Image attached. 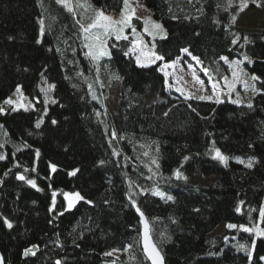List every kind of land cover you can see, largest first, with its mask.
Returning <instances> with one entry per match:
<instances>
[{"label":"trees","instance_id":"1","mask_svg":"<svg viewBox=\"0 0 264 264\" xmlns=\"http://www.w3.org/2000/svg\"><path fill=\"white\" fill-rule=\"evenodd\" d=\"M142 1L166 34L110 36V54L94 61L86 55L81 30L93 18L86 2L112 11L123 0H73L74 8L57 0H0V106H5L0 112V155L5 156L0 160V250L5 264H150L136 207L148 218L169 264H264V236H257L252 253L235 246L252 240L253 234L239 226L257 222L264 209V27L238 26L246 8L264 12V0H245L242 11L241 0ZM237 34L241 38L232 44ZM138 38L165 59L139 67L130 54ZM184 48L206 68L201 72L206 83L212 78L222 84L233 61L260 76L251 102L233 103L226 90L217 102L170 88L158 67L182 57ZM117 81L123 90L112 113L107 99ZM18 85L27 106L13 111L3 102ZM151 96L163 99L147 101ZM215 148L228 157L227 166L213 158ZM176 169L186 179H177ZM198 170L216 180L191 182ZM17 174L35 180L36 187ZM53 191L56 208L50 211ZM71 191L85 199L67 209L60 193ZM221 223L226 230L216 238L211 234ZM229 223L238 227L229 229ZM32 245L38 251L25 257Z\"/></svg>","mask_w":264,"mask_h":264},{"label":"rangeland","instance_id":"2","mask_svg":"<svg viewBox=\"0 0 264 264\" xmlns=\"http://www.w3.org/2000/svg\"><path fill=\"white\" fill-rule=\"evenodd\" d=\"M70 7L74 8V2L73 0H67L66 2ZM86 5H90L89 8L92 10V12L89 15V18L93 16V18L85 23L86 27L89 23L92 22L94 19L95 13L94 9L99 10L100 8L94 7L90 2H86ZM121 9H123V14L125 15H131L132 20L131 24L132 27L135 28V33H133L132 28H125L123 35H133L137 36L139 34H142L144 32V21L151 20L156 23H159L162 25L161 21L157 19L152 9L142 0H129L128 6L125 8L124 4L119 10H112V11H104V13L113 19L119 20L122 16ZM140 20L143 22L141 23ZM163 26V25H162ZM238 26L240 29L243 30H260L262 27H264V12L259 10L258 8H246L239 16L238 19ZM165 30V28L163 27ZM166 34V30L164 32H160L156 34L155 36H162ZM112 36H115L114 34ZM108 40V39H107ZM134 41H137L134 40ZM132 43L130 54L137 58V55L139 54L138 51H133V48H136L137 50L141 47L138 43ZM88 41L86 42V44ZM108 48V43H107ZM145 48V47H144ZM147 50V48H145ZM109 51V49H108ZM153 51V50H152ZM88 52V48H87ZM154 52V51H153ZM192 57H196L197 59H193ZM145 63H147L145 61ZM165 63L170 64V67H167L164 69V71L168 72L169 75L165 76L167 83L170 88L176 89L178 92H180L184 97H196L199 96H208L212 95L213 98H216V94H214L211 89L213 84H216V89L219 94V98L221 97L222 90H226L228 92H231V97L235 101H241V102H247L250 103L253 95L255 92H253L251 87H246L244 80L250 81V75L243 76V78H235L233 77V71H240L239 67L237 68V65L233 63L232 71L225 77H227V81L224 80L222 84H220L218 81L213 80L212 78L209 79V82L206 83L203 79V76L201 75V72H206V68L202 65L199 58L193 54L188 55L184 53V55L178 59L172 60V61H165L162 62L161 66ZM164 73V72H163ZM255 83V82H254ZM232 84V88L229 89L228 85ZM123 90L122 82L117 81L115 84L110 87V95L107 99V104L110 108V111L112 113H115L118 108L119 99L121 95V91ZM8 98H12L13 100H19L21 103L27 106V102L23 98L22 91L18 94L16 91L14 94L10 95ZM7 98V99H8ZM147 101H157L161 100L163 98L161 97H147ZM2 104V103H1ZM3 104H5L3 102ZM3 109H5V106L1 105ZM216 180V177L211 178H203L200 175L199 170L197 171L196 175L190 179L191 182H205L209 183ZM243 228H251L254 229L251 233L253 234L252 240L243 239L238 240L235 242V246L239 247L240 245H245V248L249 250L251 253L253 251V241L255 242L257 236L255 229H261L264 230V226L261 224V217L258 219L257 222H254L253 224H246L243 225ZM226 230L225 223H221L213 232L211 235L218 238L224 235ZM243 248V249H245Z\"/></svg>","mask_w":264,"mask_h":264},{"label":"snow or ice","instance_id":"3","mask_svg":"<svg viewBox=\"0 0 264 264\" xmlns=\"http://www.w3.org/2000/svg\"><path fill=\"white\" fill-rule=\"evenodd\" d=\"M66 3L67 0H57V3ZM124 3V7L126 8L128 6L129 0H123ZM247 4L245 3V0H241V5H240V9L239 10H243L244 7H246ZM71 11V9H70ZM95 13L94 19L92 20L91 23H89L87 25V27H85L83 24H81V30L86 33L85 35V40L88 41V43L86 44V47L88 48V52L86 53V55L90 56L94 61L95 60H99L100 57L102 56H107L109 55V51L107 48V39L112 36L113 34L115 35V38L117 40H120L121 38L123 39H127V36L123 35L125 28H132L133 33H135V28L132 27L131 24V20H132V16L131 15H125L123 14V9H121L122 12V16L119 20L113 19L112 17L106 15L103 11V9H99L93 10ZM175 19V17H173ZM233 20L236 19L235 16H233L232 18ZM42 23V22H41ZM145 27H144V32L148 33L150 36L153 37V39H155V35L160 33V32H164L165 30L163 29V26L159 23H156L154 21L151 20H145L144 21ZM41 31H43V29H41ZM240 35L237 34L236 37L231 41L232 44H236L239 40H240ZM243 39L245 41L248 40L247 36H244ZM134 43H138L141 45V47L137 50L136 48H133V51H138V55L136 58V63L139 67L141 68H145L148 67L149 64H154L156 61H163L165 58L162 55H158L157 53L153 52L151 50V48H148L147 50H145L144 48V42L141 39H137V41H134ZM182 52L191 55V53L189 52V50L187 48L181 49ZM193 59H197L196 57H192ZM221 59L227 60V57H221ZM245 60H249V57L245 55L244 57ZM145 61L147 63H145ZM252 62V61H249ZM234 64L237 65V68L239 67L240 63H242L241 61H233ZM170 64L165 63L162 66L158 67L159 71H163L165 76H168L169 73L164 71L165 68L170 67ZM248 76L249 74L244 72L242 69L240 71H233V77L239 79L240 76ZM224 80L227 81V77H222ZM261 79L260 76L256 75L255 73H252L250 75V81L246 80L245 81V85L246 87H251L253 92L256 91V87H255V83L256 81H259ZM229 89L232 88V84L228 85ZM211 91L216 94V99L217 102L219 101V94L217 92L216 89V84L214 83L212 86ZM16 92L19 94L21 92V87L18 85L16 88ZM201 100H212L213 96L212 95H208V96H199L198 97ZM5 104L13 106L12 110L15 111L17 107H25V105L23 103H21L19 100H13L12 98H8L4 101ZM233 103H238V101H233ZM249 107H251V104L248 105ZM4 109L2 107H0V112H3ZM52 123L55 124L56 121L52 120ZM36 127L39 128L40 127V122L38 121L36 124ZM113 136H115V132H113ZM252 145H249V147H251ZM0 147H2V145H0ZM39 154V150L36 151V156L38 157ZM214 159H218L221 162H223L225 164V166H227V160L228 157H226L225 155H223L221 153V150L219 148H215L214 149V155H213ZM5 156L4 155H0V160H4ZM190 158L188 156L184 157L185 161H188ZM253 160L254 158H250L249 162H248V167L251 168L253 167ZM154 164L156 163V160L152 161ZM241 163H243V161H240ZM101 163H103V161H101ZM157 167H159V165H157ZM50 170L51 172H56L57 170V166L55 164H51L50 165ZM78 171V170H76ZM8 173H5V175H7ZM70 174H75V172L70 173ZM174 175L176 176L177 179H181L184 178L186 179V177L183 176V173L180 171V169H176L174 172ZM17 179L19 180H26V177L23 174H17ZM26 182L31 185L32 187H36V182L33 179H27ZM156 195H161L163 196V193H160L159 191H157L155 193ZM60 195H62L64 197V200L67 202V209H71L76 202L80 201V200H84L85 198L81 195L80 192L78 191H71V192H61ZM56 196H57V192L53 191L52 192V205L50 207V211H55L56 208ZM129 199L131 200V203L133 206H136V202L135 200L130 196ZM168 200H172L173 197L172 196H168L167 197ZM88 203H92L91 201H88ZM66 209V210H67ZM136 211L140 214L141 217V221L144 223V234H143V243H144V251L147 254L148 259L151 261V264H165L164 262V256L162 255V253L160 252V250L152 243H150V237H149V229H148V224L147 222L144 220V214L143 212L140 211L139 207H136ZM237 211H239V208L237 209ZM60 215H63V213H59ZM260 215L262 218H264V209H262L260 211ZM4 223L7 225L8 228L12 227V224L10 221H8L6 218L4 220ZM238 227L235 224H231L229 223L227 225V228L232 229V228H236ZM239 227H243V225L239 226ZM254 229L251 228H246L245 231L248 232H252ZM256 234L260 235V236H264V230L261 229H255ZM225 239H227V237H225ZM255 246V242L253 241V247ZM239 247L241 248H245V245H240ZM33 248H35V246H33ZM33 248H28L25 249V253H30L33 251ZM245 250H247L245 248ZM106 255H110V253H106ZM261 260H264V257H260ZM0 264H3V258L0 257ZM57 264H59V261H57Z\"/></svg>","mask_w":264,"mask_h":264},{"label":"water","instance_id":"4","mask_svg":"<svg viewBox=\"0 0 264 264\" xmlns=\"http://www.w3.org/2000/svg\"><path fill=\"white\" fill-rule=\"evenodd\" d=\"M144 220H145V221L147 222V224H148L150 243L154 244V245L160 250V252L162 253V255L164 256L163 252L161 251V249L159 248L158 244L156 243V241L154 240V238H153V236H152V233H151V225H150V222H149V220H148V218L146 217L145 214H144ZM143 234H144V223L141 221V237H140V241H141L142 250H143L145 256L147 257V254H146L145 251H144ZM33 246H35V248H33ZM29 248H33V251L30 252V253H27V254H26L25 251H24L23 255H24L25 257H26V256H33V255L38 251V249H39V248H38V245H32V246H30ZM27 249H28V248H27ZM0 257L3 258V264H5V258H4V255H3V253H2L1 250H0ZM147 259H148V257H147ZM148 260H149V259H148ZM149 262H150V264H151V261H150V260H149ZM164 262H165V264H169V263H167L165 257H164Z\"/></svg>","mask_w":264,"mask_h":264}]
</instances>
